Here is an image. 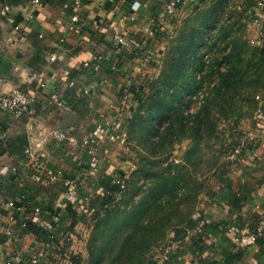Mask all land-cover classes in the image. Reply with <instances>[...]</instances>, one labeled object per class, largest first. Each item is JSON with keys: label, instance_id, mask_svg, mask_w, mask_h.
Segmentation results:
<instances>
[{"label": "crops", "instance_id": "crops-1", "mask_svg": "<svg viewBox=\"0 0 264 264\" xmlns=\"http://www.w3.org/2000/svg\"><path fill=\"white\" fill-rule=\"evenodd\" d=\"M132 1L0 0V95L15 87L38 89L39 93L30 112L16 115L0 109V142L21 135L27 140L22 154L17 150L0 153V264H7L10 257L14 258L11 264H29L27 259L42 249L34 233L7 235L14 227L10 217L37 221L47 230L73 227L74 231L76 226L86 224L93 212L73 224L64 202H69L68 188L61 181L73 184L68 204L75 210L73 204L94 193L90 182L111 179L113 174L127 168L117 158L120 146L113 144L109 156L96 151L98 169L93 173L85 163L89 156L79 146L57 142L49 137V132L64 129L78 139L84 137L98 118L104 114L112 117L118 112L121 94L126 93L132 99L127 91L139 86L153 69L149 59L161 54L166 37L162 40L159 36L150 46L142 48L140 58L133 52L119 53L113 48L115 29L140 36L158 12L152 0H139L138 19L125 21L123 15ZM74 14L78 16L77 23L70 20ZM158 22L167 33L174 26L167 19ZM16 24L20 25L19 30L14 29ZM147 51L152 52L147 54L149 57ZM97 52L116 62L118 72H111L108 62L88 67L86 64ZM51 56L53 60L49 59ZM67 78L74 82L73 86H65ZM54 93L63 101L56 107L47 104V98ZM37 143L41 146H35ZM246 155L245 163L238 167L229 184L243 198L242 206L232 208L225 198L214 201L215 208L208 205L200 215L213 224L214 232L205 227L202 237L207 247L199 253L191 246V238L182 242L173 240L170 248L159 249L154 264H176L175 258L180 264H188L190 258L196 259V253L202 259L209 254L206 264H226L224 252L238 249L234 237L244 229L242 219L245 216L253 219L254 213L264 210V149H251ZM76 157L82 161L80 164ZM38 205L43 211L35 215L31 209ZM70 235L68 253L74 254V235L72 232ZM182 245L184 249L178 252ZM243 253L242 260L232 264H264V248L258 244ZM42 254L41 264H52L49 250H43ZM194 261L193 264H199Z\"/></svg>", "mask_w": 264, "mask_h": 264}, {"label": "rangeland", "instance_id": "rangeland-1", "mask_svg": "<svg viewBox=\"0 0 264 264\" xmlns=\"http://www.w3.org/2000/svg\"><path fill=\"white\" fill-rule=\"evenodd\" d=\"M251 1L213 0L194 12L184 14L175 21L174 26L166 34L161 54L150 57L149 62L153 69L146 77L154 74L156 76L158 72L164 70L167 62L172 60L179 59L184 62L181 66L183 73L179 74L174 87L169 91L176 92L185 88L182 104H188V107L183 113L189 120L203 107L205 97L214 93L212 87L220 84L218 73L225 72L230 63L240 68L238 60L234 61L231 57L241 56L248 69L243 72L232 67L230 71L232 75L226 77L227 81L224 79L230 85L226 87L225 93L222 90V98L217 100V104L209 106V121L201 127L197 140L201 151L191 154L189 160L184 156L185 151L193 143L190 139H182L176 143L166 159L165 156L152 157L148 143L140 138L145 134L144 130L137 128V133L133 136L130 134L129 139L122 143L117 158L121 161L124 158L134 159L136 171L130 174L129 179L132 180H129L121 197L109 206V210L102 211L96 219L87 218L86 224L76 226L74 231H71L76 250L73 256L78 261L77 264H93V258L97 256L99 250L111 246H113L111 251L103 252L101 264H110V261L115 259L119 247L123 244L124 234H134L136 228H141L140 224L135 226V220L132 219L128 226H122V232H116L115 221L110 222V226H115L111 230L112 235L108 233L98 235L99 238L93 246V255L90 256L88 247L92 241V232L96 228V222L104 218L108 211L113 212L112 220L117 217L122 220L121 214L130 209L141 212L140 206L136 204L143 207L145 216L155 214L156 221L162 224L160 228L166 232L163 238L149 248L145 261L137 264L156 263L154 256L158 254L159 249L170 248L176 232L183 241L189 240L191 237L188 233L193 227L190 226V220H194L195 224L196 217L203 214L205 207L211 205L215 208L212 205L214 201L226 199L231 188V185L228 187L226 184H229L238 167L245 163L244 160L248 156L246 154L258 147L264 149L262 144L264 132L261 131L264 126L260 130L256 126L259 122L257 110L264 107V56L260 58L251 56L252 49L264 55V22L259 24L264 21V9L252 7ZM170 56L173 58L170 59ZM163 99L171 102L169 94L164 93ZM164 126L165 123L158 126L161 132ZM250 132L258 135L257 141L247 137ZM156 138L151 136V139ZM237 145L243 146L242 155H233V148ZM170 162L174 164H170L173 166L164 173V176H179L172 198L162 194V188L156 193L152 192L157 186L153 183L156 179L153 174L161 170L159 166L166 167ZM141 170L148 172L147 175L142 174ZM152 193L157 197L155 201H152ZM261 212L264 214L263 209L254 214L258 216ZM144 214L141 212L142 216ZM197 238L195 240L200 242ZM184 247L182 245L178 248V252ZM208 255L205 254L204 261L202 256L196 253L194 263L201 261L206 264L209 262ZM193 260L190 258L188 264H193ZM173 262L180 264L178 258Z\"/></svg>", "mask_w": 264, "mask_h": 264}, {"label": "trees", "instance_id": "trees-1", "mask_svg": "<svg viewBox=\"0 0 264 264\" xmlns=\"http://www.w3.org/2000/svg\"><path fill=\"white\" fill-rule=\"evenodd\" d=\"M16 0H8V2H15ZM213 0H208L206 3H211ZM155 5V3H154ZM252 7H255V0L251 1ZM157 8V6L155 5ZM200 8V7H199ZM198 8V9H199ZM196 9V10H198ZM194 10V11H196ZM193 11V12H194ZM259 23L260 25L263 23ZM166 31L161 33L159 36V39H164L166 35ZM158 39V36H157ZM252 57L260 58L263 57V54H258L255 49H252ZM255 53V54H254ZM254 54V55H253ZM170 59L173 58V56L169 57ZM232 60L237 61L240 64V68L238 66H235L233 63H230L228 65V69L225 70V72H219L218 73V79L219 81L218 86H213L212 89L214 93L212 95H208L205 97L204 105L201 107L195 114L193 119L189 120L187 115L183 113V110L188 107V104H182V97L184 95L185 88L180 90H175L173 92H170L171 88L174 87L175 81L179 78V74L183 73L184 70L181 69V66H183L184 62L181 60L177 61H171L167 62L166 66L163 68V71L158 72L156 76H147L144 78V80L141 82L139 86L132 87L130 90L127 91V93H130L133 103V108L131 112V116L129 119L126 120V140L129 139L130 134L133 136V134L137 133V128L144 130L145 134H143L140 138L142 141H146L149 146V153L152 154V157H163L165 156V159L171 154L173 151V147L176 143H179L182 139H190L192 145L189 147L188 150L185 151L184 158L186 160H189L191 157V154H197L200 153V148L198 146V137L200 135L201 127L205 124L206 121H209V112L210 108L209 106L217 104V100L222 98V90H224L223 93H225V90L227 91L226 87L230 84L224 81V79L227 76H231L232 73L230 72L232 70V67H234V70H247V63H244V60L241 56L239 57H231ZM176 63V64H175ZM181 63V64H180ZM176 65V67L174 66ZM118 68L114 71L111 70V72L115 73ZM69 79V78H67ZM227 81V78H226ZM130 91V92H129ZM126 92V91H125ZM164 93L169 94V97L171 98V102H166L164 98ZM175 100V101H174ZM56 107V106H54ZM165 126L162 128V132L159 130L158 126H161V124H164ZM151 136L157 137L156 139H151ZM27 145L26 137L21 135L16 139H7L6 141L0 142V153H11L14 150L22 151L24 153V149ZM26 152V151H25ZM131 159V158H130ZM134 162L135 168L132 170L131 168H127V170L131 171L130 174L134 171H136V162L134 159H131ZM172 161V160H171ZM174 164L172 162L168 163L166 167L159 166L158 168H161V170H157L153 175L156 179H154V185L157 184L156 188L153 193H156L157 190L160 188L163 189L162 194H167L172 198V193L174 188L178 185L179 176L178 175H172L170 177L164 176V173L166 171H169ZM126 169L120 173V176H122L125 173ZM139 172V171H138ZM142 174L147 175L148 172H145L143 170L140 171ZM130 176V175H129ZM171 178V181H169ZM129 177L126 179V188L128 186ZM136 183L135 181H133ZM132 182V184H134ZM158 182V183H157ZM91 183V182H90ZM230 184V181H229ZM229 184H226L229 187ZM161 185V186H160ZM101 187L102 193L94 194L93 198L89 201V208H94V212L92 216L90 215V219H96L102 211L109 210V206H111L116 199L120 198L122 193L124 192L123 189L121 190L119 185L115 182H112V178L109 179V177H105L101 179L99 182L94 183L92 185L91 189L96 190L97 188ZM133 187V185H132ZM152 193V201H155L157 199L156 195ZM226 199L229 201L230 206L232 208H238L242 206V200L243 198L236 194V192L232 191L231 188L228 190V194L226 195ZM65 202L67 211L69 215L71 216L72 223L75 224L76 221L83 219L86 217L87 214H83L81 216L78 214V212L71 208V205L68 204L69 202ZM33 205H37L34 204ZM140 206V211L142 214H144L143 207L140 204H136ZM47 207V206H46ZM141 212H134L133 210L124 211L121 214L122 220H119L117 217L116 219L112 220L114 217L113 212L109 213L106 212V216L102 219H100L98 222H96V228L94 229V232H92V241H90L89 244V255L92 256L93 252V246H95V242L97 241V238H99L98 235H102L105 233H108V235H112L113 232H111L112 228L114 229L117 225V231L116 232H122V226L126 227L130 224L129 221L132 219L135 220V226L140 224V229L136 228V232L134 234H124V238L122 241V245L119 247V253L115 257V261L111 260L110 264H137L140 262L145 261V257L148 254L149 248L158 242L161 238L165 236V230H162L160 226L162 224H159L155 219V214L149 215L148 217L145 216V214L142 216ZM138 215V216H137ZM137 216V217H135ZM250 219H242L243 227L242 232L251 231L255 228L257 222H258V216L257 214L254 215ZM147 217V218H146ZM19 218V217H16ZM135 218V219H134ZM23 219V218H22ZM25 226L19 231V234L21 233H34L39 242L42 245H45L47 242L48 232L50 230H47V228L40 226L39 224H36L25 219ZM196 222L194 224V220H190L191 225L193 226L190 233H191V246L196 247L197 252H202L207 246L203 241L201 240V236L206 232L205 227L212 228V223H207L204 220L203 216L196 217ZM252 220V221H251ZM115 221V226H110V222ZM193 223V224H192ZM217 224V223H216ZM195 226V227H194ZM216 226V225H214ZM72 227V226H71ZM102 227V229H100ZM73 228V227H72ZM70 229H62V230H56L57 232H61L63 235L62 239V246L60 250L55 249V246L58 245V239L54 240L52 245L49 248V252L52 254L53 259L50 260L52 264H62L63 259L66 257L68 251V248L71 244V239H69V235L71 231ZM70 230V232H68ZM212 230V229H211ZM213 231V230H212ZM214 232V231H213ZM241 232V233H242ZM67 235V236H66ZM68 237V238H67ZM200 242H197L195 238ZM61 239V238H60ZM173 240H176L177 242H182L183 239L179 234L176 232L175 237ZM194 241V242H192ZM94 244V245H93ZM259 245L264 248V234L262 236H259L256 241V245ZM197 245V246H196ZM92 246V247H91ZM113 249V246L108 247L107 249H100L99 253L96 257L93 258V264H101L102 262V255L105 251H111ZM246 248H241L238 246V249L235 250H228L224 252L223 254V261L226 264H232L234 262H238L242 260L243 257V250ZM111 253V252H110ZM71 264H77V260H75L73 254L68 253V260ZM42 262V261H41ZM200 264H203V262L199 261ZM41 264V263H40Z\"/></svg>", "mask_w": 264, "mask_h": 264}, {"label": "built area", "instance_id": "built-area-1", "mask_svg": "<svg viewBox=\"0 0 264 264\" xmlns=\"http://www.w3.org/2000/svg\"><path fill=\"white\" fill-rule=\"evenodd\" d=\"M36 1V0H35ZM112 2L113 0H108ZM158 8V12L155 13L151 18V24H149L145 29L142 35L135 36L128 34L125 30L115 29L112 34L113 40V48L116 52L119 53H130L133 52L136 55V58H140V51L145 46H150L154 39L159 37L161 33L164 32V27L161 22H158L160 19L170 20V24L174 23L179 17L184 14L193 12L194 10L201 7L208 0H152ZM141 3L139 0H133L130 3L129 11L123 15V19L129 22H135L138 19V9L140 8ZM264 9V0H255V8ZM72 23L79 22L77 15H72L70 17ZM20 25H14L15 30H19ZM173 27V26H172ZM171 27V28H172ZM151 51H147L145 54H151ZM149 57V55H147ZM50 60L54 59V56L49 58ZM108 62L109 68L114 71L118 67L116 62L112 61L107 55L103 53H95L92 55L91 61L86 65L91 69L96 67L101 63ZM65 86H73L74 82L72 80H65ZM40 86H44L43 83ZM40 87V88H41ZM38 89H21L19 87L12 88L8 92H5L0 95V109L4 111H8L14 113L16 115L24 114L30 112L34 103L38 100ZM127 96L126 93L121 94V108L118 112L112 116L108 117L105 114L98 118L92 130L86 134L84 137L78 139L73 134H70L67 130L64 129H52L49 132V137L57 142H65L74 146H79L81 150L87 154L89 157L85 161L91 171L94 173L98 169V164L94 158L96 151L99 149L102 156H109L111 153V146L116 144L118 146H122V143L126 140V120L130 118L133 103L132 99ZM63 101L61 100L59 94L54 93V95L47 98V104L50 106H58L61 105ZM127 111V114H126ZM259 115V122L256 124L257 129H263L264 126V107H259L257 110ZM264 132V129L261 130ZM247 137L250 139L257 141L258 135L254 132H250ZM264 146V141H263ZM35 146H41L39 143L35 144ZM243 146L237 145V147L233 148V155H242ZM77 160L79 161L80 158ZM243 160V159H242ZM82 161L80 160L78 163L80 164ZM123 162L127 165V168H131L132 170L135 168L134 162L131 159H123ZM125 173L120 176L122 170L113 174L112 182H115L119 185L120 189L123 190L126 188V179L129 177L130 172L127 170ZM124 171V170H123ZM120 172V173H119ZM61 185L66 186L68 188L67 197L69 199V203H71L70 195L73 192V184L69 183L66 180L61 181ZM94 185V183H90V189ZM102 188H97L93 194L89 196H84L77 203L73 204L75 210L83 216V214L90 215L91 212H94V208H89L88 201L92 199L94 194H99ZM91 191H93L91 189ZM43 211L41 206H33L31 212L35 215H39ZM55 219L57 217H54ZM58 219V218H57ZM37 220V219H36ZM11 223L14 224V227L9 229L6 234L12 236L13 234H18L19 231L25 226L26 222L22 218L10 217ZM39 222V221H38ZM47 242L45 245H42L41 251L37 252L33 256L27 259L29 264H40L41 258L43 256V250H49L54 240L58 239V245L55 246V249L60 250L62 246L63 235L61 232H57L55 230H51L48 232ZM264 234V214L261 212L258 215V222L255 228L251 231L238 233L234 237V242L237 246L241 248L256 246V241L259 236ZM67 236V235H66ZM71 239V235L68 236ZM67 237V238H68ZM61 238V239H60ZM166 258V257H164ZM13 257H10L7 264H11ZM68 260V253L66 257L63 259L62 264H66Z\"/></svg>", "mask_w": 264, "mask_h": 264}]
</instances>
